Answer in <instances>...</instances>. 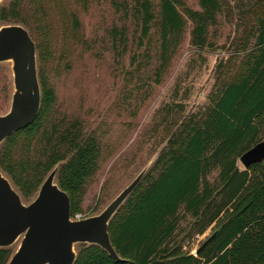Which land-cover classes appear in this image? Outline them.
Instances as JSON below:
<instances>
[{
  "label": "rangeland",
  "instance_id": "1",
  "mask_svg": "<svg viewBox=\"0 0 264 264\" xmlns=\"http://www.w3.org/2000/svg\"><path fill=\"white\" fill-rule=\"evenodd\" d=\"M151 2L155 19L148 35H143L136 0L0 3V14L16 4L19 17L9 21L0 18V27L20 24L28 29L36 44L41 88L45 83L55 92L43 127L33 136L19 135L14 140L12 161L17 173L26 177L24 173L49 153L46 144L51 134L59 136L71 126L81 140L94 138L100 151L96 166L73 196L80 218L102 212L146 168L137 187L141 192L149 184L147 175L157 174L156 161L172 135L181 130L183 122L203 117L221 85L238 74L249 52L241 47L245 30L242 17L256 0H226L203 47L193 44L194 23L188 13L201 9L199 1L182 0L178 10L185 26L166 49L160 3ZM13 92L12 63L0 62V114L9 111ZM2 144L8 146L6 141ZM238 164L244 168L240 160ZM0 171L22 195L11 176ZM218 172L210 174L212 182ZM36 194L23 201L30 203ZM129 210L126 200L114 221ZM181 216L177 239L184 250L196 255V249L217 226L196 234L191 229L193 218L184 210ZM20 242L21 238L11 246L13 251ZM84 246H75L77 254Z\"/></svg>",
  "mask_w": 264,
  "mask_h": 264
},
{
  "label": "trees",
  "instance_id": "2",
  "mask_svg": "<svg viewBox=\"0 0 264 264\" xmlns=\"http://www.w3.org/2000/svg\"><path fill=\"white\" fill-rule=\"evenodd\" d=\"M198 1L201 9L188 13L194 23L193 44L203 47L208 43L210 26L217 23L227 2ZM159 3L166 49L185 26L178 10L182 0ZM136 4L143 35H148L155 19L153 4L151 0H136ZM245 11L241 47L249 52L240 71L221 85L201 119L181 124L156 161L157 174L147 175L149 184L141 192L137 186L127 199L130 210L119 221L115 222L114 216L110 222L111 240L122 260L113 259L96 244H85L74 264H264V162L247 169L238 164L245 151L264 140V0H256ZM18 17L16 4L0 14L5 21ZM54 100V90L43 83L39 116L9 136L7 147L2 144L0 168L28 199L64 161L58 166L57 180L70 196L75 217L79 209L73 205V196L94 170L100 152L94 138L81 140L71 126L59 136L51 134L46 144L49 153L24 173L26 177L17 173L12 161L16 137L39 131ZM214 170L219 172L212 182ZM181 210L193 218L191 229L196 234L205 233L212 225L220 228L199 255L184 250L177 239ZM13 253L11 247L0 248V264H7Z\"/></svg>",
  "mask_w": 264,
  "mask_h": 264
},
{
  "label": "water",
  "instance_id": "3",
  "mask_svg": "<svg viewBox=\"0 0 264 264\" xmlns=\"http://www.w3.org/2000/svg\"><path fill=\"white\" fill-rule=\"evenodd\" d=\"M7 61L12 63L14 92L9 111L0 114V145L34 123L41 110L36 44L23 25L0 27V62ZM239 160L245 169L264 162V140L245 151ZM146 172L143 169L99 214L75 219L70 196L57 181V165L30 203L23 201L10 178L0 171V248H9L21 238L7 264H74L77 244H96L113 259L122 260L112 243L109 225ZM219 231L206 238L196 255Z\"/></svg>",
  "mask_w": 264,
  "mask_h": 264
},
{
  "label": "built area",
  "instance_id": "4",
  "mask_svg": "<svg viewBox=\"0 0 264 264\" xmlns=\"http://www.w3.org/2000/svg\"><path fill=\"white\" fill-rule=\"evenodd\" d=\"M73 218H75V219H77V218H80L78 215H76L75 217H73Z\"/></svg>",
  "mask_w": 264,
  "mask_h": 264
}]
</instances>
